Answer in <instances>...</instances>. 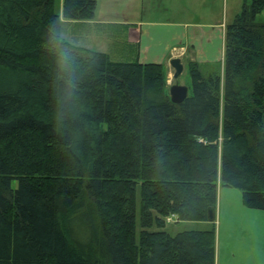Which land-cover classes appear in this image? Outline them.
I'll list each match as a JSON object with an SVG mask.
<instances>
[{
	"label": "trees",
	"instance_id": "trees-1",
	"mask_svg": "<svg viewBox=\"0 0 264 264\" xmlns=\"http://www.w3.org/2000/svg\"><path fill=\"white\" fill-rule=\"evenodd\" d=\"M56 3L0 0V264H215V225L164 228L209 221L219 182L264 211V0L226 27L222 70L189 63L181 103L162 63L63 37L96 0Z\"/></svg>",
	"mask_w": 264,
	"mask_h": 264
},
{
	"label": "rangeland",
	"instance_id": "rangeland-1",
	"mask_svg": "<svg viewBox=\"0 0 264 264\" xmlns=\"http://www.w3.org/2000/svg\"><path fill=\"white\" fill-rule=\"evenodd\" d=\"M97 10L95 22H103L104 27L96 24H83L84 22H74L73 20H67L62 17L63 28L62 35L70 42L80 45L88 46L97 51H104L109 54L111 59L116 62H134L139 61L143 63H155V56H145L139 53V49L136 44L128 43L127 31L128 27L134 24L141 25L144 22H170L179 24L181 27H185L186 24H204L207 27L214 28L215 33L210 35L211 28H208L206 32L209 34L210 41L207 38L205 45L208 48L199 53L196 56L202 71L206 72L208 68L213 69L216 67L222 70L224 59V39L225 29L231 24L236 15L242 10L245 0H96ZM252 1V0H247ZM56 11L62 13V0H57ZM258 21H264V13H260ZM87 39L83 38L88 36ZM74 36H78L74 38ZM187 53L192 49L187 47ZM208 52V53H207ZM209 54V55H208ZM205 58V59H204ZM210 60L207 63L206 59ZM167 64V61H165ZM184 70L178 78H174V73L171 75L167 73V85L168 92L172 85L180 84L186 85L189 88L192 86V79L190 75L189 65L187 60L183 63ZM204 72V73H205ZM191 91V90H190ZM137 211H138V223L139 222V209H140V196L139 189L137 195ZM262 211V212H260ZM259 213L264 215L263 210H258ZM229 218V217H228ZM237 222L239 227H246L245 217H238ZM167 220V219H166ZM262 221L261 218L254 219L253 223L249 222V226L260 227L261 223L256 221ZM228 219L220 217L218 224L219 236H220V248L221 255L228 253L233 257V253L236 251H225L224 244H228V239L231 235L226 231L230 229L227 224ZM211 228L210 222L205 221H181L177 222L175 218L173 221L167 220L164 230L174 235L178 232L185 230H205ZM234 228H238L234 227ZM206 229V230H207ZM152 230H158L152 228ZM236 234H233L235 238ZM237 242V240H236ZM238 244V242H237ZM237 258V257H236ZM238 259V258H237ZM243 259V258H242ZM241 259V260H242Z\"/></svg>",
	"mask_w": 264,
	"mask_h": 264
},
{
	"label": "crops",
	"instance_id": "crops-1",
	"mask_svg": "<svg viewBox=\"0 0 264 264\" xmlns=\"http://www.w3.org/2000/svg\"><path fill=\"white\" fill-rule=\"evenodd\" d=\"M94 20L95 18L90 21L74 22H84L83 24L89 23L98 26L106 24L103 22L96 23ZM103 25L102 27H104ZM185 27L186 28L181 27L176 23L156 21L144 22L141 25L134 24L131 26L130 24L126 40L130 44H136L139 53L145 56V58L155 56V63H162L167 73L172 75L174 70L170 65L171 59L179 58L182 64L187 60L188 65L190 62L198 63V61H196V56L198 57L199 53H202L203 50L208 48V45H205L207 38L210 41L213 39H210L209 34L206 32L208 28H211L210 26L207 27L204 24H186ZM214 30V28H211L210 35L215 33ZM77 37L78 36H74V38ZM88 37L89 35L84 36L83 38L87 39L86 41L89 43ZM187 47L191 48L192 51L187 53ZM87 48L97 51L88 46ZM104 53L108 54L107 52ZM211 60L212 58L210 60H208V58L206 59L207 63ZM165 61H167V64ZM239 216L241 220L245 217L246 227H239L237 222ZM220 217L228 219L227 224L231 227L226 230L231 237L228 239V244H224V250L236 251V253H233V257L228 253L224 254V256H220L221 246L218 228ZM170 218L171 221L175 218L177 222H181L178 221L175 216H171L167 219ZM255 218H261L262 221H256L261 223L260 227H257V225L251 226V223H253ZM205 222H210L211 227L215 225L216 228L215 264H264V215L259 213L258 210L250 209L244 205L241 190L223 186L221 182H219L216 202V219L214 223L211 221ZM249 222H251L250 226ZM237 226L238 228H234ZM233 234H236L235 238H233Z\"/></svg>",
	"mask_w": 264,
	"mask_h": 264
},
{
	"label": "water",
	"instance_id": "water-1",
	"mask_svg": "<svg viewBox=\"0 0 264 264\" xmlns=\"http://www.w3.org/2000/svg\"><path fill=\"white\" fill-rule=\"evenodd\" d=\"M170 65L175 70L174 78H178L184 70V66H183L181 60L179 58H173L170 61ZM169 95H170L172 102L181 103L188 97L189 87L186 85L174 84L169 89ZM214 217H215L214 216V210L211 208L208 211L209 221H213Z\"/></svg>",
	"mask_w": 264,
	"mask_h": 264
},
{
	"label": "clouds",
	"instance_id": "clouds-1",
	"mask_svg": "<svg viewBox=\"0 0 264 264\" xmlns=\"http://www.w3.org/2000/svg\"><path fill=\"white\" fill-rule=\"evenodd\" d=\"M63 71L68 76H71V74L74 73V71H75V63L71 59H69L67 57H65L63 59ZM68 83L71 84L72 80L69 79Z\"/></svg>",
	"mask_w": 264,
	"mask_h": 264
},
{
	"label": "bare ground",
	"instance_id": "bare-ground-1",
	"mask_svg": "<svg viewBox=\"0 0 264 264\" xmlns=\"http://www.w3.org/2000/svg\"><path fill=\"white\" fill-rule=\"evenodd\" d=\"M214 210V209H213ZM214 216L216 217V213H215V210H214ZM215 217H214V219H215ZM214 221V220H213Z\"/></svg>",
	"mask_w": 264,
	"mask_h": 264
}]
</instances>
